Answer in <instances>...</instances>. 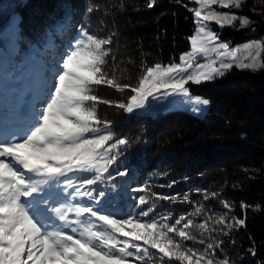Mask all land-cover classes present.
<instances>
[{
	"label": "trees",
	"instance_id": "1",
	"mask_svg": "<svg viewBox=\"0 0 264 264\" xmlns=\"http://www.w3.org/2000/svg\"><path fill=\"white\" fill-rule=\"evenodd\" d=\"M6 4L18 13L19 29L14 37L0 35V90L28 60L47 56L49 64L40 66L56 71L53 42L77 19L78 32L95 42L85 104L98 127L109 126L111 141L123 142L96 195L111 213L114 204L120 211L128 205L122 211L156 223L164 217L173 227L160 238L142 234L137 262L195 264L206 257L210 264H264V57L257 69L233 65L188 82L190 93L209 101L203 116L174 109L148 117L128 112V98L148 67L178 62L191 48L192 0H0ZM258 7L243 0L236 9L251 26L213 27L232 44L261 38ZM40 89L36 83L32 90ZM9 103L8 118L20 117Z\"/></svg>",
	"mask_w": 264,
	"mask_h": 264
},
{
	"label": "rangeland",
	"instance_id": "2",
	"mask_svg": "<svg viewBox=\"0 0 264 264\" xmlns=\"http://www.w3.org/2000/svg\"><path fill=\"white\" fill-rule=\"evenodd\" d=\"M192 1L196 29L191 48L178 62L147 68L128 98V112L153 117L183 109L203 116L209 101L190 93L188 82L212 79L233 65L262 67L264 36L232 45L225 42L229 52L221 62L217 52L203 54L214 50L212 39L219 37L214 24H253L236 12L243 0L232 4L213 0L206 5L205 0ZM257 1L264 20V0ZM78 24L77 19L53 42L56 56L50 63L56 71L40 66L49 64L47 56L43 62L28 57L19 76L0 90V100L11 102L14 111L23 110L20 117L8 118L9 107L0 105V264H141L137 259L142 234L160 238L167 229L173 230L167 218L156 223L122 211L128 205L120 211L114 204L116 211L111 213L103 195H96L123 142H112L109 126L98 127L85 104L86 83L95 78L96 44L78 32ZM18 29V13L11 5H0V35L14 37ZM41 70L44 75L54 73L42 77ZM36 83L41 85L38 95L32 90ZM30 108L31 119L26 115ZM194 263L210 264L206 257L195 258Z\"/></svg>",
	"mask_w": 264,
	"mask_h": 264
},
{
	"label": "crops",
	"instance_id": "3",
	"mask_svg": "<svg viewBox=\"0 0 264 264\" xmlns=\"http://www.w3.org/2000/svg\"><path fill=\"white\" fill-rule=\"evenodd\" d=\"M212 1L213 0H205L203 3H204V5H206L208 3H214ZM237 1L238 0H231L229 4L235 3ZM226 7L227 6L224 4L223 8H226ZM216 37H218L217 34H216ZM225 42H227L229 45H232L229 41H225V40L223 41L219 37L218 38H213L211 43H214V50L213 51H205V52H203V54L207 53V52H217L216 58H218V61L221 62L222 56L229 52V50L227 49L228 46L223 45ZM230 53H232V51ZM145 108H146V110H148L146 106H145Z\"/></svg>",
	"mask_w": 264,
	"mask_h": 264
},
{
	"label": "built area",
	"instance_id": "4",
	"mask_svg": "<svg viewBox=\"0 0 264 264\" xmlns=\"http://www.w3.org/2000/svg\"><path fill=\"white\" fill-rule=\"evenodd\" d=\"M218 4L220 3V1L218 0V2H217Z\"/></svg>",
	"mask_w": 264,
	"mask_h": 264
},
{
	"label": "bare ground",
	"instance_id": "5",
	"mask_svg": "<svg viewBox=\"0 0 264 264\" xmlns=\"http://www.w3.org/2000/svg\"><path fill=\"white\" fill-rule=\"evenodd\" d=\"M46 222H47V220H46Z\"/></svg>",
	"mask_w": 264,
	"mask_h": 264
}]
</instances>
